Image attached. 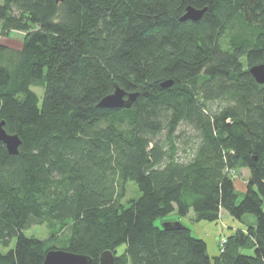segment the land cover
Listing matches in <instances>:
<instances>
[{
  "label": "trees",
  "instance_id": "16d2710c",
  "mask_svg": "<svg viewBox=\"0 0 264 264\" xmlns=\"http://www.w3.org/2000/svg\"><path fill=\"white\" fill-rule=\"evenodd\" d=\"M188 7L206 12L181 21ZM10 29L25 36L0 43V125L22 145L11 155L0 142V264H43L51 250L264 264V85L250 73L264 64V0H4ZM116 84L136 102L99 108ZM130 182L141 196L124 201ZM223 212L256 225L214 257L189 227L157 224ZM44 225L50 238L25 235Z\"/></svg>",
  "mask_w": 264,
  "mask_h": 264
},
{
  "label": "rangeland",
  "instance_id": "374dc122",
  "mask_svg": "<svg viewBox=\"0 0 264 264\" xmlns=\"http://www.w3.org/2000/svg\"><path fill=\"white\" fill-rule=\"evenodd\" d=\"M4 0H0V4H3ZM25 34L21 31H17L14 29L10 30H3L0 31V43H4L5 45L11 46V47H20L22 44V41L24 39ZM33 90L38 94L41 104L43 101L44 93L45 90L43 88L35 87ZM237 183L239 181H244V174L240 172L235 179ZM241 193L244 192V190L240 191ZM134 196L135 198H139L141 196L140 192L138 191L136 185L134 183H129L128 187V194L127 198L124 199L126 201L128 198ZM194 214H190L188 217L182 218L181 222L189 227L192 230L193 235L201 240H204L207 244H209V254L211 257L217 256L216 254H220L221 248H222V240L224 237L229 236L232 233V230L229 229L231 227V223L233 222L236 227L244 228L246 225L250 223V218L255 219L254 216L252 215H246L243 221H239L233 217H231L229 214L225 213V218H223L220 222L218 223H212V222H194L193 220ZM167 221L171 222H177L178 221V216L176 214H173L169 216L166 219ZM158 225L164 226V223L161 221L157 222ZM25 235L27 237H34L37 239L45 240L50 238V231L47 228L46 225L44 226H35L25 232ZM214 240L213 242L211 239ZM15 242L12 247H14ZM126 246L122 245L118 249V255H121L124 253ZM10 249H4L0 247V251L6 253ZM214 251V253H213ZM253 250L246 249L244 250V253L247 255H253Z\"/></svg>",
  "mask_w": 264,
  "mask_h": 264
},
{
  "label": "water",
  "instance_id": "95a60500",
  "mask_svg": "<svg viewBox=\"0 0 264 264\" xmlns=\"http://www.w3.org/2000/svg\"><path fill=\"white\" fill-rule=\"evenodd\" d=\"M61 2L63 0H57ZM206 12L204 10H198L193 7H188L186 14L181 21H199L202 19ZM250 73L255 78L257 83L264 85V64L254 66L250 69ZM173 81H167L162 84L163 87H171ZM138 93H129L122 89L118 84L115 85V91L106 96L98 104L99 108L103 109H129L136 102ZM5 123L0 125V142H2L11 155H18L19 148L22 145V140L18 135L9 134L5 128ZM185 225L180 222H164V229H180ZM115 254L111 251L104 252L100 257V264H114ZM43 264H92V258L86 255H79L65 250H51L47 253Z\"/></svg>",
  "mask_w": 264,
  "mask_h": 264
},
{
  "label": "crops",
  "instance_id": "0c3cea01",
  "mask_svg": "<svg viewBox=\"0 0 264 264\" xmlns=\"http://www.w3.org/2000/svg\"><path fill=\"white\" fill-rule=\"evenodd\" d=\"M2 44H4V43H2ZM241 172H242V174H244V181H239V183H237V189L240 191H242V190L245 191L246 185H247V180L249 178V171L247 169H243V170H241ZM225 213L226 212H223L222 219L225 218ZM248 225L255 226L256 225V219L250 218V223ZM248 225H246L244 228H240V227H236L235 224L232 222L231 227L229 229H231L232 232H235L238 229L245 230ZM211 241L213 242L214 240L211 239ZM207 245H208V251H209V244H207ZM213 253H214V251H213ZM216 255H218V254H216Z\"/></svg>",
  "mask_w": 264,
  "mask_h": 264
},
{
  "label": "built area",
  "instance_id": "2783aa9c",
  "mask_svg": "<svg viewBox=\"0 0 264 264\" xmlns=\"http://www.w3.org/2000/svg\"><path fill=\"white\" fill-rule=\"evenodd\" d=\"M226 243V239L222 240V245H224Z\"/></svg>",
  "mask_w": 264,
  "mask_h": 264
}]
</instances>
